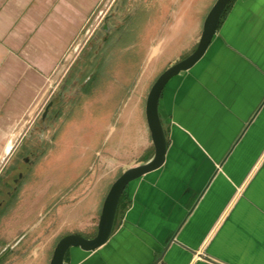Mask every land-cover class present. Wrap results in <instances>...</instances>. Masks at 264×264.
<instances>
[{
	"label": "crops",
	"instance_id": "crops-1",
	"mask_svg": "<svg viewBox=\"0 0 264 264\" xmlns=\"http://www.w3.org/2000/svg\"><path fill=\"white\" fill-rule=\"evenodd\" d=\"M100 2L0 0V139H11L19 119L33 113ZM202 28L183 41L171 24L148 51L164 53L169 39L165 69L196 48ZM146 97L123 109L121 133L90 168L106 188L75 218L80 234L97 232L114 180L154 154ZM159 111L164 164L125 188L109 239L91 251L70 247L65 264H264V0L232 1L204 56L164 87ZM13 256L4 264L52 257L28 247Z\"/></svg>",
	"mask_w": 264,
	"mask_h": 264
},
{
	"label": "rangeland",
	"instance_id": "rangeland-1",
	"mask_svg": "<svg viewBox=\"0 0 264 264\" xmlns=\"http://www.w3.org/2000/svg\"><path fill=\"white\" fill-rule=\"evenodd\" d=\"M214 2L215 0H101L78 41L69 47L65 57L48 77L50 86L36 95L40 100L37 106L42 105L50 92L57 90L68 71L78 69L79 72L82 69L87 74L95 69L86 93L78 98V111L75 110L69 116L65 133L57 141L58 146L51 151V159L45 161L41 168L45 175L34 183L28 195L29 201H34L36 192L39 196L43 195L50 183L61 180V188L67 190L66 203L55 211H61L59 214L43 220L39 218V213H43L44 200L30 209L35 215L18 225V228H25L28 223L33 224L30 236L23 242L31 245L28 249L40 250L47 259L52 255L60 236L77 227L75 218L90 211L91 203H95L106 187L99 181L95 182L92 174L89 177V168L97 164L99 157L105 156V152L117 140L122 131L123 109L130 106L129 102L138 99L143 103L156 78L167 68H160L159 63L173 54L172 48L167 45L169 39L164 42L165 35L168 36L171 30L169 25L175 26L174 36H179L183 41L193 34L195 37ZM109 13L116 15L110 21L111 29H121L113 31L108 44L103 45L104 37L111 29L106 31L101 28L102 19ZM164 25L166 28L161 32ZM96 31L100 32L99 38L93 40L97 35ZM162 34H165L164 53L152 47L150 51L153 53L150 56V46H154L156 40L159 42ZM25 119H19L15 125L18 131ZM134 131L135 128L131 131L128 142L137 141L138 134ZM8 141L6 138L0 139V156ZM122 142L120 140L121 144ZM100 163L107 164L103 159ZM16 229L3 237L14 240L18 236Z\"/></svg>",
	"mask_w": 264,
	"mask_h": 264
},
{
	"label": "flooded vegetation",
	"instance_id": "flooded-vegetation-1",
	"mask_svg": "<svg viewBox=\"0 0 264 264\" xmlns=\"http://www.w3.org/2000/svg\"><path fill=\"white\" fill-rule=\"evenodd\" d=\"M115 16L114 13L106 14L102 19L101 28L110 30L112 27L110 21ZM119 28H113L105 35L103 45L108 44L111 33L121 29ZM96 32L97 35L93 37V40L99 38L100 32ZM120 37L122 38V35ZM85 72L82 69L79 72L78 69L68 71L61 79L57 90L51 91L47 100L34 109L33 113L24 120L21 130L9 139L1 151L0 264L7 262L19 248L26 249L31 246L23 242L31 234L32 222L28 223L25 228H18L19 224L29 221V218L35 215V212L30 209L36 207L37 204L40 205L44 200L43 213H39V218L43 220L53 214H59L61 211L57 213L55 211L66 203L67 190L61 188V180L50 183L43 195L39 196L36 192L33 196L34 201H29L28 195L34 183L45 175L41 168L45 161L51 159V151L65 133L64 129L69 116L75 110L78 111V98L86 93V87L95 75V69L87 74ZM75 165H78V156ZM89 171H91L90 168ZM24 206H26L25 210H23ZM15 229L18 234L17 238L11 240L3 237ZM68 233H78L77 227L63 233L60 238Z\"/></svg>",
	"mask_w": 264,
	"mask_h": 264
},
{
	"label": "water",
	"instance_id": "water-1",
	"mask_svg": "<svg viewBox=\"0 0 264 264\" xmlns=\"http://www.w3.org/2000/svg\"><path fill=\"white\" fill-rule=\"evenodd\" d=\"M230 1L216 0L213 3L204 19L196 48L186 57L176 61L160 73L147 94L145 112L154 144L153 156L144 162L128 167L114 180L103 202L95 235L88 237L80 233H68L62 236L54 247L50 264H65L67 250L72 246H79L83 250L91 251L103 245L113 231L119 202L128 184L164 164L168 150V139L159 111L162 91L172 77L181 71L190 69L204 56Z\"/></svg>",
	"mask_w": 264,
	"mask_h": 264
},
{
	"label": "trees",
	"instance_id": "trees-1",
	"mask_svg": "<svg viewBox=\"0 0 264 264\" xmlns=\"http://www.w3.org/2000/svg\"><path fill=\"white\" fill-rule=\"evenodd\" d=\"M231 4V1L229 2V4L227 5V7H226V9H225V12L227 11V8H228V6ZM224 12V13H225ZM125 195V192H123V194H122V196H121V199L123 198V196ZM121 199H120V201H121Z\"/></svg>",
	"mask_w": 264,
	"mask_h": 264
}]
</instances>
